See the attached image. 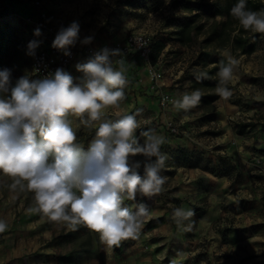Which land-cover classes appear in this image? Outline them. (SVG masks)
I'll list each match as a JSON object with an SVG mask.
<instances>
[{
	"label": "rangeland",
	"instance_id": "1",
	"mask_svg": "<svg viewBox=\"0 0 264 264\" xmlns=\"http://www.w3.org/2000/svg\"><path fill=\"white\" fill-rule=\"evenodd\" d=\"M23 1L25 7L19 10L15 0H0V41L9 45L0 70L11 71V86L22 76L40 79L24 54L27 36L54 48L58 32L78 22L79 39L69 47L73 56L65 71L78 83L83 74L77 64L103 47L121 51L129 81L126 98L119 109L109 108L107 115L116 119L117 113L142 109L137 136L155 129L166 137L161 151L168 159L161 175L168 180L160 194L137 197L136 203H145L152 213L140 239L110 248L86 226L75 230L76 238H68L66 226L27 213L34 206L33 193L11 190L12 178L0 172V218L8 221V229L0 233V264H264V34L258 33L250 53L230 46L216 48L215 42L207 45L205 32L186 44L176 40L175 28L188 20L203 24L204 29L225 20L224 14L206 10L209 4L222 5L225 0ZM186 3L192 10L184 8ZM197 3L202 4L198 9ZM42 11L46 20L39 26ZM37 29L39 36L34 34ZM128 35H142L149 43L161 39L165 47L151 63L139 55L136 45L126 44ZM86 37H92L89 44L82 43ZM225 50L241 60L239 79L229 84L234 93L230 100H221L216 87H199L203 95L214 93L216 99L209 105L201 99L188 112L172 103L161 105V92L175 100L195 90L192 76L226 63ZM149 69L157 73L154 80ZM208 79L218 80V76ZM93 136L94 130L82 126L77 130V142L85 150ZM133 203L125 202L126 206ZM181 206L195 212L184 222L192 224L190 232L172 220L173 209ZM83 239L89 241L85 249L79 246Z\"/></svg>",
	"mask_w": 264,
	"mask_h": 264
},
{
	"label": "clouds",
	"instance_id": "2",
	"mask_svg": "<svg viewBox=\"0 0 264 264\" xmlns=\"http://www.w3.org/2000/svg\"><path fill=\"white\" fill-rule=\"evenodd\" d=\"M230 11L244 30L264 34V10H249L247 0H238ZM34 34L39 36L40 30ZM78 39L79 24L74 21L58 32L52 47L70 55L67 49ZM91 40L86 37L82 43ZM37 47L38 42H29V54ZM121 55L119 49L108 47L96 51L87 62L76 65L83 74L78 83L57 68L42 79L22 76L11 86V71L0 70V172L12 178L9 187L33 193L34 206L27 213L40 214L72 231L86 226L110 248L140 239L152 213L145 203H136L137 197L160 194L168 180L161 175L168 159L161 151L166 137L155 129L137 136L142 109L117 113L116 119L107 115L109 108L119 109L126 98L129 81L124 61L113 60ZM222 55L227 62L220 64L215 94L228 101L234 95L229 84L239 79L241 60L228 50ZM206 78V72L196 77ZM202 95L195 89L171 103L188 112L199 106ZM81 126L94 130L87 150L77 142ZM137 156L144 159H134ZM126 201L134 203L126 206ZM194 215L193 209L181 206L173 209L172 220L190 232L192 224L184 222ZM7 229L8 221L0 218V233Z\"/></svg>",
	"mask_w": 264,
	"mask_h": 264
},
{
	"label": "trees",
	"instance_id": "3",
	"mask_svg": "<svg viewBox=\"0 0 264 264\" xmlns=\"http://www.w3.org/2000/svg\"><path fill=\"white\" fill-rule=\"evenodd\" d=\"M238 2V0H225L221 5L219 3L209 4L207 7V12H210L211 15L224 14L225 20L221 22L214 21L208 27V29H204V25L201 23H194L192 20L186 21L183 25H180L175 28L173 34L178 42L181 44H186L192 40L194 36L205 32L206 37L204 42L208 45L212 42L216 48H224L226 46H230L231 48H238L242 53H250L255 48V39L258 33H254L250 30L246 31L239 24V21L236 20L231 15V8ZM26 2L23 0H15V8L19 9L25 7ZM202 6L201 3H197L195 6L197 9ZM184 8L187 10H192L189 3L184 5ZM247 8L252 11H260L264 10V0H247ZM235 25V26H233ZM205 30V31H204ZM165 47V42L161 39H154L150 42V61L154 63L159 54L162 52ZM9 45L0 41V63L8 54ZM219 65L216 63L213 67L209 69H205L207 73L206 79L197 80V75H193L191 78V85L193 89H198L199 87H203L205 89L215 88L218 84L217 79L209 80L208 76H215L217 71L219 70ZM216 95L214 93H209L206 95H202V101L204 104L209 105L215 99ZM66 237L76 238V232L69 230L65 233ZM87 238L89 234H86ZM89 245V241L83 239L79 243V246L83 249L87 248Z\"/></svg>",
	"mask_w": 264,
	"mask_h": 264
},
{
	"label": "built area",
	"instance_id": "4",
	"mask_svg": "<svg viewBox=\"0 0 264 264\" xmlns=\"http://www.w3.org/2000/svg\"><path fill=\"white\" fill-rule=\"evenodd\" d=\"M35 3L37 4L38 1H35ZM45 20L46 16L42 11L40 12L39 26H43ZM125 40L127 45H136L139 55L145 61L149 60L150 43L147 42L146 38L142 35H128ZM32 41L38 42V47L34 50V54H29L28 44ZM23 50L31 69H33L34 73H36L40 79L48 76L50 73H54L57 68L65 70L73 56L72 49H67L70 55H65L64 51L59 52L56 48H48L38 37L34 36H27L24 39ZM116 59L119 60L120 57H116ZM149 78L151 80L157 78V73L152 69H149ZM165 97H167V100L164 99ZM172 100H174V98L169 93L161 92L159 94V102L161 105L170 104Z\"/></svg>",
	"mask_w": 264,
	"mask_h": 264
}]
</instances>
